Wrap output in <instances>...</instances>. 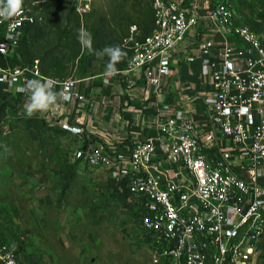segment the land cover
Here are the masks:
<instances>
[{"label":"built area","instance_id":"obj_1","mask_svg":"<svg viewBox=\"0 0 264 264\" xmlns=\"http://www.w3.org/2000/svg\"><path fill=\"white\" fill-rule=\"evenodd\" d=\"M38 4L23 0L18 16L0 18V57L41 19ZM86 8L79 0L76 11ZM152 8L150 31L124 39L123 68L60 80L37 63H0L3 93L27 102L31 81L50 85L57 100L33 115L76 137L72 159L124 184L154 264H264V36L228 0H153ZM195 61L198 76L187 83L176 69ZM101 77L126 89L142 81L153 134L120 143L87 132L81 84ZM0 264H28L1 233Z\"/></svg>","mask_w":264,"mask_h":264},{"label":"rangeland","instance_id":"obj_2","mask_svg":"<svg viewBox=\"0 0 264 264\" xmlns=\"http://www.w3.org/2000/svg\"><path fill=\"white\" fill-rule=\"evenodd\" d=\"M38 1L41 19L0 63H37L43 74L60 80L110 71L103 50L119 46L125 55L124 39H140L152 25L153 0H86L81 13L79 0ZM228 1L240 20L264 35V0ZM81 28L91 34V48L79 42ZM25 104L24 95L10 97L0 112L5 241L28 264H154L118 182L107 169L72 159L76 137L29 117ZM259 249L264 258V238Z\"/></svg>","mask_w":264,"mask_h":264},{"label":"crops","instance_id":"obj_3","mask_svg":"<svg viewBox=\"0 0 264 264\" xmlns=\"http://www.w3.org/2000/svg\"><path fill=\"white\" fill-rule=\"evenodd\" d=\"M176 72L187 83L196 80L199 62L184 64L180 69L177 68ZM142 89L143 84L140 80H135L129 89L121 86L117 81L104 83L103 77L82 83L81 91L88 101L82 105L87 132L111 136L112 141L120 143L127 136L153 134L154 130L149 123L150 109L144 102ZM184 90L187 91V88L185 87ZM2 95L3 88L0 85V97ZM101 101H104V105H101ZM123 132L126 135H112Z\"/></svg>","mask_w":264,"mask_h":264},{"label":"clouds","instance_id":"obj_4","mask_svg":"<svg viewBox=\"0 0 264 264\" xmlns=\"http://www.w3.org/2000/svg\"><path fill=\"white\" fill-rule=\"evenodd\" d=\"M23 0H0V18L3 20L18 16L22 11ZM78 40L82 47L91 48V34L81 28L78 31ZM104 54L109 56L108 68L111 71L116 62L120 61L123 53L119 46L106 47ZM98 57L100 53L97 54ZM30 96L26 102L27 115L31 117L34 113L40 112L42 115L47 112L57 100V93L51 90L47 82L33 80L29 83Z\"/></svg>","mask_w":264,"mask_h":264},{"label":"trees","instance_id":"obj_5","mask_svg":"<svg viewBox=\"0 0 264 264\" xmlns=\"http://www.w3.org/2000/svg\"><path fill=\"white\" fill-rule=\"evenodd\" d=\"M253 31H255L256 33H258V34H261L260 32H258V31H256L255 29H253L249 24H247ZM31 26V25H30ZM30 26H28L26 29H25V33H26V31H27V29L30 27ZM150 31V30H149ZM148 31V32H149ZM147 32V33H148ZM25 33H24V35H25ZM146 33V34H147ZM1 34H2V31H1V29H0V37H1ZM262 35V34H261ZM264 36V35H263ZM24 37V36H23ZM22 37V38H23ZM22 40V39H21ZM127 55H128V52H127V50H126V54L124 55V57H123V60H122V65L121 66H119L117 69H121V68H123L124 66H125V62H126V58H127ZM8 57H10V56H8ZM3 58L2 57H0V62L1 61H3L2 60ZM28 64H30V63H28ZM10 97H13V99H16L17 97L15 96V95H13V94H11V93H3V95L0 97V112H1V109H2V107L4 106V104H6V103H8V101L10 100ZM33 117H36V116H34V115H32ZM37 118V117H36ZM58 130H61V131H63L62 129H60V128H58ZM65 132V131H64ZM115 188L119 191V192H121L120 194H121V196H123L122 195V193L124 192V189H125V187H124V184L123 183H116V185H115ZM126 203H127V201H126ZM128 204V203H127ZM132 212H133V214L135 215V212L132 210ZM145 233V232H144ZM145 237L147 238V234L145 233Z\"/></svg>","mask_w":264,"mask_h":264}]
</instances>
